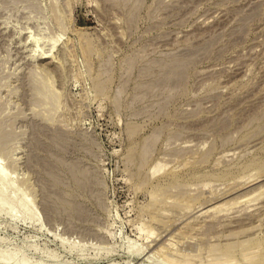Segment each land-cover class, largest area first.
<instances>
[{
	"label": "rangeland",
	"instance_id": "rangeland-1",
	"mask_svg": "<svg viewBox=\"0 0 264 264\" xmlns=\"http://www.w3.org/2000/svg\"><path fill=\"white\" fill-rule=\"evenodd\" d=\"M0 172V264H264V0H0Z\"/></svg>",
	"mask_w": 264,
	"mask_h": 264
},
{
	"label": "bare ground",
	"instance_id": "bare-ground-1",
	"mask_svg": "<svg viewBox=\"0 0 264 264\" xmlns=\"http://www.w3.org/2000/svg\"><path fill=\"white\" fill-rule=\"evenodd\" d=\"M40 59L46 60V59H49V57L48 56H42ZM0 178L1 179L4 178V176H3V174L1 172H0ZM5 197H6L5 194L3 193L2 189L0 188V198H4L5 199Z\"/></svg>",
	"mask_w": 264,
	"mask_h": 264
}]
</instances>
